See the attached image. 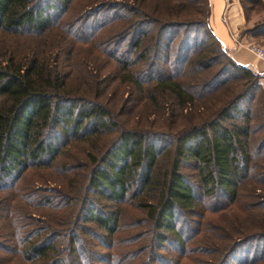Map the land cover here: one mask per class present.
I'll use <instances>...</instances> for the list:
<instances>
[{
  "label": "trees",
  "instance_id": "obj_1",
  "mask_svg": "<svg viewBox=\"0 0 264 264\" xmlns=\"http://www.w3.org/2000/svg\"><path fill=\"white\" fill-rule=\"evenodd\" d=\"M70 2L0 0V264H264V230L226 242L223 226L196 238L190 225L207 210L258 209L239 205V189L264 190L253 114L217 76L238 72L243 94L263 88L221 48L208 0H101L67 15ZM111 83L127 111L186 124L164 136L120 126ZM125 207L149 230L128 254L138 238L120 230Z\"/></svg>",
  "mask_w": 264,
  "mask_h": 264
},
{
  "label": "rangeland",
  "instance_id": "obj_2",
  "mask_svg": "<svg viewBox=\"0 0 264 264\" xmlns=\"http://www.w3.org/2000/svg\"><path fill=\"white\" fill-rule=\"evenodd\" d=\"M99 1L101 0H71L66 13L67 15H70L84 9L85 7H87V5H92L94 3H98ZM233 1L238 5V0ZM253 1L255 0H244L245 11L242 10L241 6H238L241 20L240 30L236 32V30L230 29L231 32H228L229 35L230 33H232L235 37V41L233 39L231 41L235 42L236 46L243 47L242 50H244L245 52L247 51L245 50L246 46L259 47L264 51V26L262 28L255 27L256 24H259L261 22L264 23V0H258V4L256 2L252 3ZM229 2V0H226L225 5ZM225 5L223 6L222 11L225 10ZM224 14L225 13L223 11L221 17L225 19ZM225 23L226 22H223L224 25ZM26 43L27 42H22L20 43V45H25ZM221 48L228 57L232 58L227 54V51L223 46H221ZM246 53H248V51ZM251 56L256 59L253 55ZM233 60L237 64L250 70L253 74H256L255 66H252L250 62H241L236 61L235 59ZM256 60L264 65L263 61L259 59ZM217 67L218 65L213 68V70H215ZM223 80H227V86L231 92L229 93V90L221 92L218 94L217 99H224L226 93L227 95L229 93L230 97L238 94L237 100L239 101V106L241 107V109L244 110L247 108L248 110H251L253 118H249L251 136L253 137V139L251 141L250 150L255 162L264 164V147L261 148V146L264 144V106H262L261 103V101L264 100L263 94L260 93L258 89L250 92L247 91L245 94H243V91L246 87H248L249 82L243 83L245 82L244 77H241L236 71L228 70L226 72H219L217 81L221 82ZM114 86V83L110 84L111 90L110 94L108 95V104L116 112L115 114L117 115L120 126L124 127L140 124L137 126L140 128L142 127L152 134H161L162 136H164V134L172 133L173 131H175V129L180 128L186 124L187 119L185 117H172L171 115H169L168 111H164L163 113L151 112L148 114H145L138 109H133L131 112L127 111L128 109H132L133 105L122 107L119 97H124L125 94L121 93L120 88H114ZM106 93H109L108 87ZM238 118V114H236L235 117H233L231 120L237 121L239 120ZM180 171L184 179L196 190L198 187V182L196 171L193 165L190 162H184L180 165ZM29 175L30 172H26L23 177L14 184V187H19L20 185H22L27 179H29L27 178ZM256 186L257 185H253L250 188L247 184H243L241 186V189H239V205L252 206L253 208H258L259 210L253 209V211L246 213L244 212V210L237 207L232 211L227 212L226 215L221 216V218H219V212H211L210 210H207L203 212V215L201 217H190L193 220L190 225L192 226V229H194V231H197L195 237H202L204 234H206V232L209 234H214L218 226H223L225 230H223L222 232L228 234L229 239L226 242H231L233 238H235L236 240L240 237V234L244 232H251L260 229L264 230V210L260 209L263 206L261 199L264 196V190H259L258 188H256ZM122 211L123 214L124 212H127L125 214V218H123V220L119 223L120 230H125L127 234L136 233L134 235V238H138L137 241H134V243L125 246V252L126 254H128L130 253V250H133L144 242L142 241V238L148 236L146 232L149 233V230L146 224L137 223V219L140 215L138 212L133 211L128 207H125ZM203 242L206 244H209L210 242L213 243V237L211 236ZM189 246L191 245L189 244ZM234 250L235 251L232 254L235 258H243L246 256V246L239 245V247ZM160 252L164 253V250L160 249ZM166 254L168 253L165 252V255ZM194 257L200 259L207 258V256L205 257L204 254L200 253L194 255ZM208 258L211 259L212 256H208ZM131 260V264H133L134 259ZM179 260L182 263H186V261H188L187 258L181 257L179 258Z\"/></svg>",
  "mask_w": 264,
  "mask_h": 264
},
{
  "label": "crops",
  "instance_id": "obj_3",
  "mask_svg": "<svg viewBox=\"0 0 264 264\" xmlns=\"http://www.w3.org/2000/svg\"><path fill=\"white\" fill-rule=\"evenodd\" d=\"M226 0H208L209 3V23L214 35L218 38L220 45L224 47L227 51V54L231 56L236 61L241 62H250L252 66H255L256 74L259 76V82L264 89V65L261 62H258L250 54L246 53L243 47L236 46L235 42L231 41L230 35L228 32L231 30H240V14L238 5L233 0H229V3H226ZM225 5L224 15L225 19L221 17L222 8ZM224 19V20H223ZM223 20V21H222ZM223 22H226L225 25Z\"/></svg>",
  "mask_w": 264,
  "mask_h": 264
},
{
  "label": "built area",
  "instance_id": "obj_4",
  "mask_svg": "<svg viewBox=\"0 0 264 264\" xmlns=\"http://www.w3.org/2000/svg\"><path fill=\"white\" fill-rule=\"evenodd\" d=\"M230 38L235 41V37L232 33H230ZM245 50L250 52L256 59H259L264 62V51L259 47L254 46H246Z\"/></svg>",
  "mask_w": 264,
  "mask_h": 264
}]
</instances>
